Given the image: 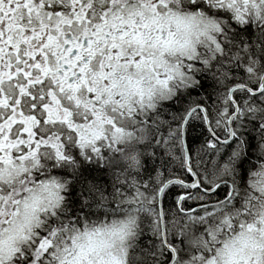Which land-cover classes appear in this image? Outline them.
<instances>
[{
    "label": "snow or ice",
    "instance_id": "snow-or-ice-1",
    "mask_svg": "<svg viewBox=\"0 0 264 264\" xmlns=\"http://www.w3.org/2000/svg\"><path fill=\"white\" fill-rule=\"evenodd\" d=\"M0 264H264V0H0Z\"/></svg>",
    "mask_w": 264,
    "mask_h": 264
}]
</instances>
